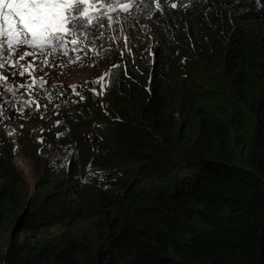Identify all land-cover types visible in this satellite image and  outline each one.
I'll return each mask as SVG.
<instances>
[{"label":"trees","instance_id":"trees-1","mask_svg":"<svg viewBox=\"0 0 264 264\" xmlns=\"http://www.w3.org/2000/svg\"><path fill=\"white\" fill-rule=\"evenodd\" d=\"M133 4L151 69L113 54L63 131L19 133L34 189L0 119V264H264V0Z\"/></svg>","mask_w":264,"mask_h":264},{"label":"rangeland","instance_id":"rangeland-1","mask_svg":"<svg viewBox=\"0 0 264 264\" xmlns=\"http://www.w3.org/2000/svg\"><path fill=\"white\" fill-rule=\"evenodd\" d=\"M94 3L95 8L89 9L91 21L89 28H83L78 35L69 37L79 41L78 46L69 44L68 54L74 58L63 57L60 55L63 52L57 51L47 57L48 63L45 66L40 62L43 57L26 56L20 64L27 66L30 61L35 60L37 67L31 76L27 73L20 75L19 70L13 68L12 64L19 56L32 51L26 46H20L16 56L0 69V76H8L7 81L0 79V88L6 92L0 97V115L6 114L13 119L23 120L37 138L43 135L45 120L43 108L46 106L43 98L44 94L51 92L47 91L50 87L55 86L56 91L61 89L62 93H69L77 87L83 90L97 89L106 78L112 53H115L119 59L128 61L130 65L141 64L142 68L151 69L154 36L149 25L134 12L138 4L134 5L133 0H109L108 3L94 0ZM73 47H78V50L71 51ZM32 77H43L47 83L40 85L37 80V84L32 88L20 87V85H31ZM58 100L62 114L73 111L69 106L65 107L62 95L56 101ZM188 118L192 121V116ZM18 129L19 125L14 122L8 129V135L11 133L13 135L11 138L16 139ZM13 154L17 169L33 189L39 177L36 167L19 150L18 145L15 146ZM21 238H25V235Z\"/></svg>","mask_w":264,"mask_h":264},{"label":"snow or ice","instance_id":"snow-or-ice-1","mask_svg":"<svg viewBox=\"0 0 264 264\" xmlns=\"http://www.w3.org/2000/svg\"><path fill=\"white\" fill-rule=\"evenodd\" d=\"M101 2L108 3L109 0ZM90 8H95L94 0H0V69L16 56L20 46L32 50L19 56L12 64L20 75L27 73L31 76L37 67L35 60L27 66L20 64L26 56L43 57L40 62L45 66L48 63L47 57L57 51L67 56L69 44H79L77 39L69 37L78 35L84 28V22H91ZM77 50L78 47L71 49L73 52ZM0 79L7 81L8 76H0ZM37 80L40 85L47 83L43 77H32L31 85L20 87L32 88ZM80 98L83 99L82 96Z\"/></svg>","mask_w":264,"mask_h":264},{"label":"clouds","instance_id":"clouds-1","mask_svg":"<svg viewBox=\"0 0 264 264\" xmlns=\"http://www.w3.org/2000/svg\"><path fill=\"white\" fill-rule=\"evenodd\" d=\"M89 28V23L88 22H84V28ZM116 55L115 53H112L111 55ZM61 56H63V57H70V58H74V57H72L70 54H68L67 56H65L63 53L62 54H60ZM109 59H111V57L109 58ZM49 67V66H48ZM107 70H108V66H107ZM107 76V75H106ZM106 79V78H105ZM104 82H105V80L99 85V87L97 88V89H86V90H83V89H81L80 87H77V89L76 90H71V92H63L62 93V90L61 89H59V90H57L56 91V87L54 86V87H50L47 91H51L50 93H47V94H44V98H43V101L46 103V105L47 106H49L50 107V109H51V112H52V115H50V116H44L45 117V120L47 119V120H50V119H52V118H54V120H53V126H55V127H58V128H62V131H63V128H64V126L63 125H65L66 127L70 124L69 122H67L66 120H65V118L66 117H68V116H74L73 114H74V111H72V112H70V113H63L62 114V112H61V108L59 107V103H60V100H58V101H56L61 95H62V101H63V104L65 105V107H67V106H69L68 105V99L69 98H71V100H73V97H72V94H74L76 91H79V92H82L84 95H85V92L86 93H90V94H95L97 91H99V89L103 86V84H104ZM46 91V92H47ZM55 91H56V94H54L55 93ZM57 109H60V111L59 112H56V110ZM70 110H73L72 109V107H70ZM5 117L8 119V121H10V123H9V125H8V127L6 128V134H7V136H9L10 138H11V136H13V135H11V133H9V135H8V129L11 127V125L14 123V122H16L18 125H19V129L17 130V134H16V139H13V138H11L12 139V141H13V150H14V148H15V146L16 145H18V147H19V150H20V146H19V142H18V136L20 135L19 133L21 132V131H24V130H26V129H28V124L26 123V122H24L23 120H21V119H19V118H15V119H13V118H11L9 115H6V114H4V115H0V119L2 118L3 119V121H6V119H5ZM47 117V118H46ZM44 120V121H45ZM59 121V123H57ZM25 128V129H24ZM29 130H31L32 131V129H29ZM42 131H43V135H42V137L41 138H37L38 139V141L40 142V143H42L43 141H45L46 139H45V133H44V122H43V128H42ZM62 131L60 132V133H57L56 135H57V138L58 137H64V134L62 133ZM32 133H33V131H32ZM34 134V133H33ZM35 136V135H34ZM65 149L62 151V152H60L59 153V155L60 156H62V157H68V155L67 156H65L66 154H69V149L67 148L68 146H69V143H68V140H66V143H65ZM21 151V150H20ZM12 155H13V163H14V165H15V162H14V154H13V152H12ZM15 167H16V165H15ZM17 168V167H16ZM19 171V170H18ZM34 188H35V186H34ZM33 188V189H34Z\"/></svg>","mask_w":264,"mask_h":264},{"label":"bare ground","instance_id":"bare-ground-1","mask_svg":"<svg viewBox=\"0 0 264 264\" xmlns=\"http://www.w3.org/2000/svg\"><path fill=\"white\" fill-rule=\"evenodd\" d=\"M5 93H6L5 90L2 89V88H0V97H2ZM43 115H44V116H50V115H52V112H51V109H50L49 106L46 105V106L43 108Z\"/></svg>","mask_w":264,"mask_h":264},{"label":"water","instance_id":"water-1","mask_svg":"<svg viewBox=\"0 0 264 264\" xmlns=\"http://www.w3.org/2000/svg\"><path fill=\"white\" fill-rule=\"evenodd\" d=\"M14 233V232H13Z\"/></svg>","mask_w":264,"mask_h":264}]
</instances>
